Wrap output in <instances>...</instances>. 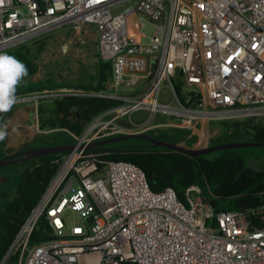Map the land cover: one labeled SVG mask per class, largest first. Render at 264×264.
Segmentation results:
<instances>
[{
    "label": "built area",
    "instance_id": "built-area-1",
    "mask_svg": "<svg viewBox=\"0 0 264 264\" xmlns=\"http://www.w3.org/2000/svg\"><path fill=\"white\" fill-rule=\"evenodd\" d=\"M64 25L95 28L109 85L18 93L17 103L64 94L122 103L79 135L67 130L76 146L62 155L0 264L16 249L13 264H264V201L214 212L197 184L185 188L184 202L172 187L152 190L133 162L86 148L99 137L144 130L136 127L156 113L191 133L193 122L264 118V0H0V51ZM163 86L170 102L160 100ZM139 107L149 115L134 123L129 114ZM120 115L129 125L117 126ZM66 210L75 213L72 224ZM42 214L51 236L29 244Z\"/></svg>",
    "mask_w": 264,
    "mask_h": 264
},
{
    "label": "trees",
    "instance_id": "trees-1",
    "mask_svg": "<svg viewBox=\"0 0 264 264\" xmlns=\"http://www.w3.org/2000/svg\"><path fill=\"white\" fill-rule=\"evenodd\" d=\"M110 75L109 60L98 58L97 71L92 82L70 83L56 81L50 77L34 82L24 78L17 88V94L59 88L98 92L107 88ZM175 87L180 99L183 100L180 86ZM120 103H122L120 99L97 95L64 94L55 96L49 101L41 98L36 109L39 131L12 149L6 145V137L0 140V157L33 146L72 144L75 138L66 130L80 134L88 121ZM8 114L9 112L0 113V127L6 122ZM221 124L226 129L234 130H239L240 125L244 124L246 130L242 140L264 142V118L240 122L221 120ZM58 128H66V130ZM61 131L65 136L63 141L58 140L62 138ZM145 132L187 145H195L197 141L196 135L186 127H173L171 131L158 129L157 132L146 129ZM226 141L230 140L222 135L215 139H207L208 144ZM242 148H225L192 155L152 144L142 136L135 135L93 149L105 152L103 157L106 158L133 162L143 170L152 190L172 187L178 198L184 202L185 188L190 184H197L201 195L211 205L213 211L217 212L251 209L257 207L260 201H264V162L257 166L246 163L241 152ZM65 153L67 151L43 154L0 167V173L7 174L11 166H20L12 169L16 172L15 192L10 195L0 187V199L3 201L0 203V259L12 243L20 225L45 191ZM249 218L255 221L254 216ZM257 225L261 224L257 223ZM50 236L48 220L45 214H42L30 233L29 244L39 243ZM17 254L16 249L11 253L7 264H13ZM116 264L137 263L122 260Z\"/></svg>",
    "mask_w": 264,
    "mask_h": 264
},
{
    "label": "rangeland",
    "instance_id": "rangeland-1",
    "mask_svg": "<svg viewBox=\"0 0 264 264\" xmlns=\"http://www.w3.org/2000/svg\"><path fill=\"white\" fill-rule=\"evenodd\" d=\"M70 25H67L66 27H69ZM66 27H58L55 28V30H50L37 35L40 38H36L37 36L24 41L20 44L11 46L9 48L3 49L0 52H5L8 53L10 55L15 56L17 59H19L20 61H22L28 69V75L31 76V72L32 75L36 74L35 70L38 67V74L42 73L43 71V63L42 64V47L49 49L52 53V56L54 57L55 54L59 51V44H53V45H49L48 44H43V38H45L46 34H52V33H58V32H62L65 31L69 28ZM146 30H149V27H146ZM68 31H72L70 32L71 35H73V31L74 29L71 28V30L69 29ZM36 38V39H35ZM33 46H35V48L40 49V58L39 59V64H35L37 63V53H32L31 50L34 48ZM75 47H72V49ZM76 48H83L82 44H77ZM45 49V50H46ZM64 49H66V46L64 45ZM70 49V48H69ZM74 52L76 51L75 49H73ZM44 51V50H43ZM21 52V53H20ZM38 52V51H37ZM69 53V56L71 54V49L69 51H67ZM67 53V54H68ZM50 56V55H49ZM73 57V56H72ZM70 61V58L66 59V63H58L57 65L50 62V64L47 63V65L49 66V68L52 69V72H56L57 74H60L62 71H64V67L67 65V62ZM71 68V67H70ZM74 68V66H73ZM38 74H36L34 76V79L38 76ZM53 97H44L42 96V99L49 101L51 100ZM41 100V99H40ZM160 100L161 101H165V102H170L171 101V93L169 91V88L166 86H163L160 90ZM38 104V103H37ZM37 104L34 101H27V102H22V103H16L12 109L9 111L8 117L6 119V122L3 124L7 125V135H6V145L8 147H10L11 149L18 146L19 143H22L25 139L30 138L31 136H33L35 134V132L39 131L38 128V124H37ZM149 112L147 109H145L144 107H139L135 110H133L130 114H129V119L130 121L134 122V123H141L143 122L145 119L148 118ZM245 121V120H243ZM114 122L117 124V126H127L128 124V120L126 115H120L118 117H116L114 119ZM174 118L171 115H167V114H159L156 113L153 118L143 127H136L137 129H144V127H146L144 130L146 129H150L153 130L154 132H157V130H168L171 131V129L173 127H176L174 125ZM240 122V121H239ZM202 123L203 121L200 122V126L198 127V129L195 130L196 132V137H200L202 135ZM217 125H220L223 127V125L221 124L220 120H208V124H207V139L211 138L209 136V134L211 136H215V138L222 136L227 137L230 141H239L242 140L243 137H245L244 131L246 130V126L243 124L240 125V127L238 128L239 130H234V129H226L225 127H223L222 129H215ZM118 128V127H117ZM58 129H62V130H66V128H58ZM84 130V128H83ZM82 130V131H83ZM217 130V131H216ZM67 131V130H66ZM110 131L108 128L104 129L102 132L106 133ZM98 133H101V131H99ZM60 135L62 138L58 139L59 141H63L64 140V133L63 131L60 132ZM79 135V134H78ZM212 139V138H211ZM263 149V150H262ZM259 149L256 147H243L241 149V152L243 154V159L245 160L246 163L253 165V166H257L260 165L261 162H264V148ZM8 165V164H6ZM16 166V165H15ZM20 167V166H18ZM18 167H10L11 170L13 169H17ZM9 170L6 176H4V173H0V187L2 189H4L8 194L12 195L15 190H16V178L14 176H16V172H14L13 170L11 171ZM0 203H2L3 201L0 199ZM63 216L66 220V222L68 224H72L74 217H75V213L73 211L70 210H66L63 212Z\"/></svg>",
    "mask_w": 264,
    "mask_h": 264
},
{
    "label": "crops",
    "instance_id": "crops-1",
    "mask_svg": "<svg viewBox=\"0 0 264 264\" xmlns=\"http://www.w3.org/2000/svg\"><path fill=\"white\" fill-rule=\"evenodd\" d=\"M66 26L67 25H64L62 27H66ZM66 28H69L70 30L71 28H73L74 29L73 35L70 34V32L72 31H68L69 29L62 32L45 35V38L42 39L43 44L46 45L49 43V45H53L58 43L60 49L53 57L49 49L42 47V64L45 63L43 64L44 65L43 66L44 69L42 71L43 74L37 73L38 72V67H37L35 72L36 74H38V76L34 79V76L36 74L32 75L31 72V76L27 75L25 77L26 79L36 82L50 77L56 81H65L70 83H75V82L87 83V82H92L94 80L97 71V60L99 58V53L97 49V32L95 28L91 25H84L77 28L74 26H69ZM40 37L37 36L36 38H40ZM77 44H82L83 48H76ZM64 45L66 46V49H64ZM33 47L34 48L31 50V52L38 54L37 56L38 61L37 63H35L37 65L40 62L38 58H40L41 56L39 52L41 48L37 49L35 48V46ZM72 47H75L73 48L76 50L75 52L72 49ZM69 48L72 51L70 56H69L70 52L69 53L67 52L70 50ZM68 58H70V61L67 62V65L64 67V71H62L60 74H57L56 72H52V69L49 68V66L47 65V63L50 64V62L56 65L58 63L59 64L66 63V59ZM109 83H110V79L108 85ZM89 92H93V91H89ZM192 126H193L192 133L196 135L195 130L198 129L200 123L193 122ZM215 127H216L215 129H218V127L219 129H222L224 126L222 127L220 125H217ZM201 136L198 137V139H200ZM209 136L212 139H215V136H211L210 134Z\"/></svg>",
    "mask_w": 264,
    "mask_h": 264
},
{
    "label": "water",
    "instance_id": "water-1",
    "mask_svg": "<svg viewBox=\"0 0 264 264\" xmlns=\"http://www.w3.org/2000/svg\"><path fill=\"white\" fill-rule=\"evenodd\" d=\"M207 124H208V121L204 120L202 123V136L199 142L195 145H187L185 143L172 142V141L151 135L145 132V130H139L135 132H128V133H121V134L106 136L100 139L90 141L86 145V148L92 149L96 146H99V145H102L108 142L127 139L135 135L142 136L143 138L149 140L152 144L179 150V151L192 154V155L203 154V153H207L210 151L225 149V148H240V147H249V146L264 148V142H259L256 140H249V139L239 140V141L216 142L213 144H208L207 143ZM75 146H76V143L48 144V145H39V146L25 148L22 150H17V151L11 152L10 154L0 157V167L6 164L16 163L19 161H23L27 158L36 157V156H40L43 154L60 152V151H71Z\"/></svg>",
    "mask_w": 264,
    "mask_h": 264
},
{
    "label": "clouds",
    "instance_id": "clouds-1",
    "mask_svg": "<svg viewBox=\"0 0 264 264\" xmlns=\"http://www.w3.org/2000/svg\"><path fill=\"white\" fill-rule=\"evenodd\" d=\"M28 75L27 66L15 56L0 52V113L9 112L18 102L17 88ZM7 125L0 127V140L7 135Z\"/></svg>",
    "mask_w": 264,
    "mask_h": 264
},
{
    "label": "flooded vegetation",
    "instance_id": "flooded-vegetation-1",
    "mask_svg": "<svg viewBox=\"0 0 264 264\" xmlns=\"http://www.w3.org/2000/svg\"><path fill=\"white\" fill-rule=\"evenodd\" d=\"M10 154V153H9ZM7 174H4V176H6Z\"/></svg>",
    "mask_w": 264,
    "mask_h": 264
}]
</instances>
